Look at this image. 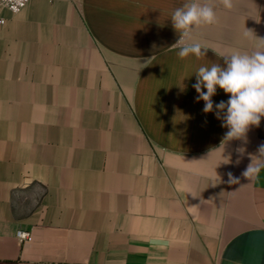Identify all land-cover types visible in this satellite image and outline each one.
<instances>
[{
  "label": "crops",
  "instance_id": "1",
  "mask_svg": "<svg viewBox=\"0 0 264 264\" xmlns=\"http://www.w3.org/2000/svg\"><path fill=\"white\" fill-rule=\"evenodd\" d=\"M232 2L200 0L216 22L185 59V0L0 7V264H264V140L221 145L229 94L204 113L192 87L264 39V0Z\"/></svg>",
  "mask_w": 264,
  "mask_h": 264
},
{
  "label": "clouds",
  "instance_id": "2",
  "mask_svg": "<svg viewBox=\"0 0 264 264\" xmlns=\"http://www.w3.org/2000/svg\"><path fill=\"white\" fill-rule=\"evenodd\" d=\"M219 2L226 9L233 7L232 0ZM171 21L180 37L171 46L180 49L178 57L185 59L189 55H195L199 58L204 55L201 43L194 41L193 33L216 22L214 7L210 3L201 4L200 0H185L181 7L173 11ZM250 34L252 31L245 30V37ZM258 40L260 42L251 54L234 52L224 57V67L212 64L210 67L201 66L195 72L196 83L192 87L198 93L195 100L204 101V113L213 112L212 97L217 93V87L229 94L230 98L226 102L221 100L215 105L217 119L222 120V127L228 129L221 145L233 139L246 140L250 126L259 127L261 118L264 117V39ZM258 151L260 158H264V145H261ZM258 171L259 167L250 164L242 175L248 178ZM228 176L229 183L239 182L231 173H228Z\"/></svg>",
  "mask_w": 264,
  "mask_h": 264
},
{
  "label": "built area",
  "instance_id": "3",
  "mask_svg": "<svg viewBox=\"0 0 264 264\" xmlns=\"http://www.w3.org/2000/svg\"><path fill=\"white\" fill-rule=\"evenodd\" d=\"M30 0H0V7L7 9L13 14L19 13ZM4 20L0 18V24H3ZM16 238L20 244L25 243L30 238V233L25 230H17Z\"/></svg>",
  "mask_w": 264,
  "mask_h": 264
},
{
  "label": "rangeland",
  "instance_id": "4",
  "mask_svg": "<svg viewBox=\"0 0 264 264\" xmlns=\"http://www.w3.org/2000/svg\"><path fill=\"white\" fill-rule=\"evenodd\" d=\"M246 135H248L249 137L255 136L259 139L264 140V117L261 118L259 127L250 126V129Z\"/></svg>",
  "mask_w": 264,
  "mask_h": 264
}]
</instances>
